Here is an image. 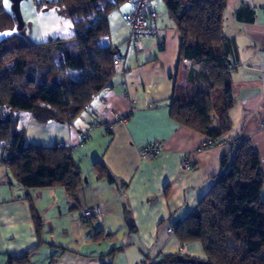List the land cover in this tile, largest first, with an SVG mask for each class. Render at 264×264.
Here are the masks:
<instances>
[{"label":"crops","instance_id":"1","mask_svg":"<svg viewBox=\"0 0 264 264\" xmlns=\"http://www.w3.org/2000/svg\"><path fill=\"white\" fill-rule=\"evenodd\" d=\"M151 1L150 23L157 36L143 38L142 51L130 44L124 19L133 1L110 13L116 73L73 122L40 124L25 112L16 113L24 143L69 147L82 182L76 200L62 187L26 191L9 181L0 146V264L25 253L29 264H140L177 253L182 243L167 229L184 221L215 185L226 143L249 139L264 174V0L226 2L222 32L237 44L230 70L235 104L227 111L231 128L210 147L208 137L169 116L172 96L188 83L191 69L199 68L178 63V29L163 1ZM242 5L255 12L254 22L236 19ZM84 133L89 138L81 143ZM159 140L165 145L162 152L143 159L140 151ZM184 156L192 169L181 174ZM95 162L105 166L114 183L96 176ZM92 208L100 211L101 220L83 221L81 211ZM187 254L205 257L197 241L186 242Z\"/></svg>","mask_w":264,"mask_h":264},{"label":"trees","instance_id":"2","mask_svg":"<svg viewBox=\"0 0 264 264\" xmlns=\"http://www.w3.org/2000/svg\"><path fill=\"white\" fill-rule=\"evenodd\" d=\"M35 1L57 6L72 19L75 32L39 43L0 40L1 161L9 181L24 190L62 187L76 200L82 177L70 148L26 145L16 113L25 112L40 124L71 123L83 113L116 73L109 15L133 0ZM162 1L180 34L178 63L188 61L199 68L191 69L188 83L172 96L169 116L219 140L231 128L227 111L235 104L230 70L237 61V44L222 32L227 0ZM254 15L252 8L242 5L236 19L251 23ZM221 160L222 173L215 185L174 226L177 240L200 242L205 257L165 253L140 264H264V174L259 153L249 139H241L229 163L224 156ZM93 165L97 177L114 183L104 165ZM6 262L29 264L28 253L9 256Z\"/></svg>","mask_w":264,"mask_h":264},{"label":"rangeland","instance_id":"3","mask_svg":"<svg viewBox=\"0 0 264 264\" xmlns=\"http://www.w3.org/2000/svg\"><path fill=\"white\" fill-rule=\"evenodd\" d=\"M0 4V40L9 38L14 41V45L19 41L23 42L22 40L39 43L47 42L51 38H69L75 32L72 19L60 14L61 10L57 6L39 4L35 0H20V14L23 19L22 29L24 31L22 34L17 29L11 0H0Z\"/></svg>","mask_w":264,"mask_h":264},{"label":"built area","instance_id":"4","mask_svg":"<svg viewBox=\"0 0 264 264\" xmlns=\"http://www.w3.org/2000/svg\"><path fill=\"white\" fill-rule=\"evenodd\" d=\"M46 1V0H44ZM133 8L124 16L126 25H128L129 28V41L130 44L136 48L138 51H142V40L143 38H150L157 36V29L155 26H153L150 21L152 17L154 16V12H152V1L151 0H133ZM118 60L114 59V64H117ZM119 119V115H115ZM264 126V122H262ZM88 133H85L82 135L80 142H84L88 139ZM242 138L238 140L230 141L229 143H226V151L224 154L225 160L227 164L231 160L232 156L234 155L236 151V147L240 144ZM219 142V140H209L206 143V146H214ZM58 146H62L58 143ZM165 145L164 142L161 140L159 141H152L147 144V146L142 149L141 157L145 160L152 159L159 155V153L162 152ZM180 165L178 168V172L183 174L187 173L192 169V162L187 158L183 157L180 161ZM222 171V170H221ZM222 173V172H221ZM81 218L83 221H90L93 217H96L97 220L100 219V211L97 208L92 209H84L81 211ZM168 235L173 236L175 231L173 228L167 229ZM179 254L186 255V244H182L178 249ZM152 262V261H151Z\"/></svg>","mask_w":264,"mask_h":264},{"label":"water","instance_id":"5","mask_svg":"<svg viewBox=\"0 0 264 264\" xmlns=\"http://www.w3.org/2000/svg\"><path fill=\"white\" fill-rule=\"evenodd\" d=\"M12 2V12L14 14V18H16L17 21V29L21 31L22 34H24L23 31V19L21 18V14H20V6H19V2L20 0H11Z\"/></svg>","mask_w":264,"mask_h":264},{"label":"bare ground","instance_id":"6","mask_svg":"<svg viewBox=\"0 0 264 264\" xmlns=\"http://www.w3.org/2000/svg\"><path fill=\"white\" fill-rule=\"evenodd\" d=\"M85 134V133H84Z\"/></svg>","mask_w":264,"mask_h":264}]
</instances>
